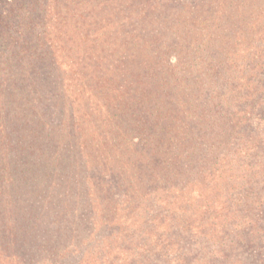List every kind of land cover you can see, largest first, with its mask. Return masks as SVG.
Listing matches in <instances>:
<instances>
[{"label":"trees","instance_id":"1","mask_svg":"<svg viewBox=\"0 0 264 264\" xmlns=\"http://www.w3.org/2000/svg\"><path fill=\"white\" fill-rule=\"evenodd\" d=\"M263 148L264 0H0V264H264Z\"/></svg>","mask_w":264,"mask_h":264},{"label":"rangeland","instance_id":"2","mask_svg":"<svg viewBox=\"0 0 264 264\" xmlns=\"http://www.w3.org/2000/svg\"><path fill=\"white\" fill-rule=\"evenodd\" d=\"M251 161H254V163L250 166H247L246 164H234L233 169H227L226 175L218 179L231 180V182H233L235 186V189H232V187L225 188L221 195H224L225 197L232 195V199H241L243 200V202L247 200L253 202L255 200H258L259 198L264 199V148L263 150L256 152ZM246 186H248L247 189H245ZM229 204V212L235 213L231 214L233 216L260 217L255 205L251 206V203L241 207H237L233 203ZM75 205H78V202H76ZM78 207L82 208V204L80 203V206ZM90 243H94V240H90ZM121 246L125 249L129 247V245L125 246L123 243L121 244ZM89 258L90 256L88 254L84 255L83 253H80L68 258L66 264H87L89 263L87 262ZM42 264L49 263L47 261H42Z\"/></svg>","mask_w":264,"mask_h":264}]
</instances>
